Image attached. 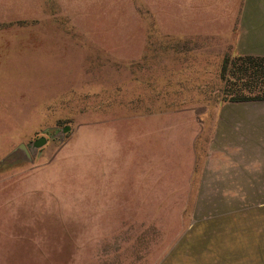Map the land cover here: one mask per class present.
<instances>
[{"label": "rangeland", "instance_id": "1", "mask_svg": "<svg viewBox=\"0 0 264 264\" xmlns=\"http://www.w3.org/2000/svg\"><path fill=\"white\" fill-rule=\"evenodd\" d=\"M248 53L264 0H5L0 264H264V100L219 95Z\"/></svg>", "mask_w": 264, "mask_h": 264}, {"label": "trees", "instance_id": "2", "mask_svg": "<svg viewBox=\"0 0 264 264\" xmlns=\"http://www.w3.org/2000/svg\"><path fill=\"white\" fill-rule=\"evenodd\" d=\"M220 99L264 100V55L225 54L219 68Z\"/></svg>", "mask_w": 264, "mask_h": 264}, {"label": "water", "instance_id": "3", "mask_svg": "<svg viewBox=\"0 0 264 264\" xmlns=\"http://www.w3.org/2000/svg\"><path fill=\"white\" fill-rule=\"evenodd\" d=\"M45 142H46V138L44 136H42V137L35 139L33 143L35 146H40V145L44 144ZM21 146H23V145L21 144Z\"/></svg>", "mask_w": 264, "mask_h": 264}, {"label": "crops", "instance_id": "4", "mask_svg": "<svg viewBox=\"0 0 264 264\" xmlns=\"http://www.w3.org/2000/svg\"><path fill=\"white\" fill-rule=\"evenodd\" d=\"M4 3H5V0H0V18L1 19L4 18Z\"/></svg>", "mask_w": 264, "mask_h": 264}]
</instances>
